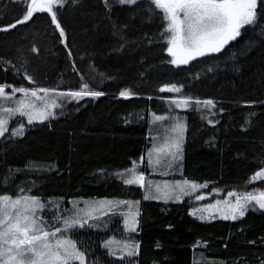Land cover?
<instances>
[{
  "label": "trees",
  "instance_id": "1",
  "mask_svg": "<svg viewBox=\"0 0 264 264\" xmlns=\"http://www.w3.org/2000/svg\"><path fill=\"white\" fill-rule=\"evenodd\" d=\"M29 5L0 0V86L101 95L71 101L42 123L12 121L0 140V197H39L57 217L77 199L140 201L132 234L118 211L68 232L88 264H264L263 209L204 219L191 213L193 197L144 199L143 187L120 178L135 163L150 176L153 115L177 97L201 102L185 113L177 178L207 183L208 192L264 189V178L253 181L264 171V4L235 39L187 63L172 62L165 13L153 0H63L55 22L36 11L19 23ZM113 237L130 239L134 254H112L104 243Z\"/></svg>",
  "mask_w": 264,
  "mask_h": 264
},
{
  "label": "rangeland",
  "instance_id": "2",
  "mask_svg": "<svg viewBox=\"0 0 264 264\" xmlns=\"http://www.w3.org/2000/svg\"><path fill=\"white\" fill-rule=\"evenodd\" d=\"M26 1L31 3V0ZM181 19H183L182 13ZM169 23L170 21L166 19L165 39L168 43L172 35L171 32L166 31ZM246 26L248 25H245L240 28L239 33ZM229 41L230 40H228L221 48H223ZM169 45L170 47H172L170 43ZM212 52L216 51H207L205 54ZM174 56L178 60H181L183 59L184 54L182 52L176 51V54ZM3 87L5 88V93L3 95H0V120L7 121V131H5L2 136H0V140L6 134H8L11 123L16 117H24L28 122V115H21L19 111H15L16 109L22 108L23 112L32 116V122H28L29 124L42 123L56 117L59 109L63 108V106H65L67 103L75 100H80L81 98L88 96L84 95L79 98H74L71 95H67L71 92H62L48 89L49 91L45 93L39 91V89L41 88L27 89L28 95H25L24 92L18 91V89L20 88H16L14 86ZM14 89H17V91H14ZM176 89H178V91ZM165 90L168 92L176 93L179 92L180 87L170 85L166 86ZM32 91H37V96H32ZM184 100L188 99H181L177 97L174 99H170L168 113L153 115V138L151 147L149 149V153H151L152 155L150 157L148 153L147 158L150 176L144 177V199L146 196H148V199H157L164 201H183L187 198L193 197V201L196 202L197 205L191 209V213L195 216L203 217L204 219H225V216H228V219H232L231 217L233 214H235L236 218H238L240 217L239 211H244L245 214L250 209H261L259 207V204L257 203V199H259L261 193H264V189L249 192L239 190L224 191L223 189H217L212 192H208L206 191L207 183H198L190 180H182L177 178V176L180 175L183 171V146L187 130L185 113L195 107L196 104H198L193 100H188V104L184 105L182 103V101ZM156 117H162V119L158 120L156 119ZM178 124L183 125L182 132L180 129L177 128ZM21 128L23 129L24 126L20 125L16 128V131ZM177 143H179V149L175 147ZM157 149H163V152L158 153L156 151ZM170 153L175 154L177 159H173ZM133 168L135 169L137 174L140 173L138 166ZM130 169L121 173L120 178L122 180L125 181L126 179L131 177L132 173L129 171ZM260 173H264V171ZM263 178L264 176L256 175L255 177H253V181H258ZM193 184L196 185L195 188L192 187ZM3 196H8L13 200L22 197H31L26 195ZM248 196H254L257 199L245 200L244 198ZM31 198H36L43 205L42 209L36 210V216L42 218L45 230L52 232L57 228L61 229V231L57 233L56 238H50L53 243L55 242V239L61 238L70 240L75 243V240L72 239L68 234L70 230L80 228V224L84 225V223H86V221L90 218H94L101 214L114 211H118L119 213L122 212L123 214L127 212H124V210L132 211V214H125L124 219L125 233L132 234L135 231H129V224H131L134 219L136 221L135 227L137 226L136 218L138 214L136 212L140 211V201H125L117 198H83L73 201L69 213L60 214V216L57 217L55 216V214L49 215L47 213H44V203L41 198ZM121 201H125L127 203H118ZM237 201H239V206L237 205ZM18 208H22V206H18ZM8 211L12 212V214L15 215L17 209L9 208ZM65 219H68L70 222L76 220L80 223H78L75 227L68 228L65 231L63 223ZM105 245L108 246L106 247ZM104 247L107 248L114 255L128 253L134 249L133 242H131L130 239H121L117 237H113L107 240L104 243ZM76 249L84 254V264H88L86 254L81 251L77 247V245ZM74 263L81 264V261L72 259L68 262V264Z\"/></svg>",
  "mask_w": 264,
  "mask_h": 264
},
{
  "label": "snow or ice",
  "instance_id": "3",
  "mask_svg": "<svg viewBox=\"0 0 264 264\" xmlns=\"http://www.w3.org/2000/svg\"><path fill=\"white\" fill-rule=\"evenodd\" d=\"M105 2L107 3V0ZM119 2L135 4L137 0H119ZM153 3L165 13V18L170 21L166 29L172 33L169 39V43L172 45L169 48V53L175 55L176 51H179L184 54L183 59L174 60L173 63H187L188 59H194L198 55L202 56L207 51H219L228 40L235 39L239 35L240 28L255 22L258 7V0H153ZM260 3L264 4V0H260ZM58 5L62 6L63 0H31L26 14L18 22H26L36 11L49 12L55 22L56 13L53 8ZM181 13L183 19H181ZM12 27H15V24ZM59 27L57 22V28ZM61 35H63L62 30ZM176 90L178 91V89ZM18 91L28 95L27 89L21 88ZM39 91L47 93L49 90L39 89ZM4 93L5 88L0 86V95ZM31 95L37 96V91H32ZM67 95L79 98L84 95L99 96L101 93L71 92ZM129 95L130 93L127 91L121 93V96L125 98ZM182 103L187 105L188 100H184ZM196 103L201 102L197 101ZM202 103L205 106H214L211 100ZM15 111H19L21 115H28V122H32V116L23 112L22 108ZM156 119L159 120L162 117H156ZM6 124V120H0V136L7 131ZM177 128L182 132L183 125L178 124ZM15 134H22V128ZM175 147L179 149V143ZM156 151L161 153L163 149ZM151 155L149 153L150 157ZM170 155L173 159H177L175 154L170 153ZM129 171L132 175L124 182L143 187L144 176L137 174L134 168ZM257 175L264 176V173ZM192 187L195 188L196 185L193 184ZM148 198V196L145 197V199ZM244 199L257 198L248 196ZM257 203L261 209H264V193L260 194ZM0 205H2L0 207V264H68L69 260L72 259L80 260L81 264H84V254L76 249L74 242L62 238L52 242L50 238H56L61 229L57 228L52 232L45 230L42 218L36 216V210L43 208V205L36 198L22 197L13 200L8 196H3L0 197ZM237 205L239 206V201H237ZM18 206H22V208H18ZM9 208L17 209L15 215L8 211ZM243 215L244 211H239V216ZM224 218L228 219L229 217L225 216ZM231 218L236 219V215L233 214ZM63 223L66 231L80 222L76 220L70 222L65 219ZM135 225L136 221L133 219L132 223L129 224V231H135ZM80 226L82 227L83 224ZM133 254V251L128 252V255Z\"/></svg>",
  "mask_w": 264,
  "mask_h": 264
},
{
  "label": "crops",
  "instance_id": "4",
  "mask_svg": "<svg viewBox=\"0 0 264 264\" xmlns=\"http://www.w3.org/2000/svg\"><path fill=\"white\" fill-rule=\"evenodd\" d=\"M147 158H148V155H147ZM139 165H140V163H135V165L133 166V167H136V166H138L139 167ZM133 167H131V168H133ZM128 170V169H127ZM127 170H124V172L125 171H127ZM121 173H123V171H121L120 172V174ZM139 174H142L141 172L139 173ZM138 185V184H137ZM127 211V212H126ZM124 212H126L125 214H132V211L131 210H124ZM137 214H138V216H137V218H136V220H137V226H136V229H137V227H138V223H139V214H140V211L139 212H136ZM104 214H106V213H104ZM104 214H101V215H104ZM125 214H124V216H125ZM101 215H99V216H101ZM98 217V216H97Z\"/></svg>",
  "mask_w": 264,
  "mask_h": 264
}]
</instances>
